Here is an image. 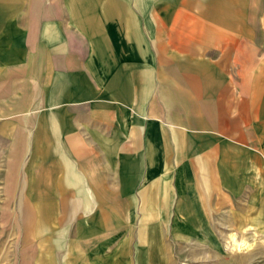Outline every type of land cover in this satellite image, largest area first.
<instances>
[{
    "label": "crops",
    "instance_id": "crops-1",
    "mask_svg": "<svg viewBox=\"0 0 264 264\" xmlns=\"http://www.w3.org/2000/svg\"><path fill=\"white\" fill-rule=\"evenodd\" d=\"M256 230L264 0H0V264H224Z\"/></svg>",
    "mask_w": 264,
    "mask_h": 264
},
{
    "label": "rangeland",
    "instance_id": "rangeland-1",
    "mask_svg": "<svg viewBox=\"0 0 264 264\" xmlns=\"http://www.w3.org/2000/svg\"><path fill=\"white\" fill-rule=\"evenodd\" d=\"M237 232V231H236ZM231 237V240L227 241V247L224 252V264H258L259 260L264 259V235L260 233L259 230L255 232L248 233H233L232 235H227ZM239 236L241 242L247 241L251 245L248 248H243V246L236 245L234 243V237ZM19 242V240H18ZM197 249L199 245H196ZM200 251V250H198ZM215 256H209L207 259L198 256L195 260L187 259L186 264H217ZM220 263V261H219Z\"/></svg>",
    "mask_w": 264,
    "mask_h": 264
},
{
    "label": "bare ground",
    "instance_id": "bare-ground-1",
    "mask_svg": "<svg viewBox=\"0 0 264 264\" xmlns=\"http://www.w3.org/2000/svg\"><path fill=\"white\" fill-rule=\"evenodd\" d=\"M234 243L236 245L243 246V248H248L251 245V243L247 241L241 242L236 236L234 237Z\"/></svg>",
    "mask_w": 264,
    "mask_h": 264
},
{
    "label": "built area",
    "instance_id": "built-area-1",
    "mask_svg": "<svg viewBox=\"0 0 264 264\" xmlns=\"http://www.w3.org/2000/svg\"><path fill=\"white\" fill-rule=\"evenodd\" d=\"M258 264H264V259L259 260Z\"/></svg>",
    "mask_w": 264,
    "mask_h": 264
}]
</instances>
